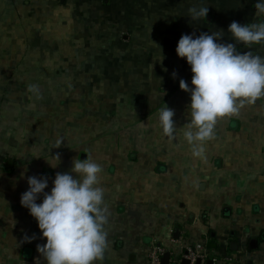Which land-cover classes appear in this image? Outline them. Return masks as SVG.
<instances>
[{"label": "crops", "instance_id": "crops-1", "mask_svg": "<svg viewBox=\"0 0 264 264\" xmlns=\"http://www.w3.org/2000/svg\"><path fill=\"white\" fill-rule=\"evenodd\" d=\"M255 3L0 0V264H36L46 238L20 204L26 177L45 176L48 191L75 158L103 169L107 248L95 264H147L153 244L171 260L200 245L205 264H264V96L218 118L196 156L179 88L192 73L175 52L181 34L222 31L221 42L264 57V43L227 31L264 20ZM202 6L207 16L192 20ZM163 105L171 136L157 124Z\"/></svg>", "mask_w": 264, "mask_h": 264}, {"label": "clouds", "instance_id": "clouds-1", "mask_svg": "<svg viewBox=\"0 0 264 264\" xmlns=\"http://www.w3.org/2000/svg\"><path fill=\"white\" fill-rule=\"evenodd\" d=\"M208 7H190L192 20L207 16ZM255 15L264 16V0H256ZM227 31L236 42L245 45L264 43V20L241 24L233 20ZM222 31L181 34L175 52L185 58L192 73L189 85L183 78L179 88L189 93L190 119L183 131L194 155L200 156V142L213 135L218 118L236 113L245 103L253 104L264 96V57L250 51L239 52L232 42H221ZM173 72V76H175ZM174 110L163 105L156 113L162 133L175 132ZM59 161V157L57 156ZM50 167L57 163L46 160ZM102 166L91 158H75L70 171L57 172L48 187L43 176L26 177L27 189L20 204L35 219L45 243L37 244L40 264H95L102 261L107 248V206L100 186ZM24 174L22 173V176ZM37 200L40 202L38 203ZM33 236L24 235L31 242Z\"/></svg>", "mask_w": 264, "mask_h": 264}, {"label": "built area", "instance_id": "built-area-1", "mask_svg": "<svg viewBox=\"0 0 264 264\" xmlns=\"http://www.w3.org/2000/svg\"><path fill=\"white\" fill-rule=\"evenodd\" d=\"M165 252L164 248L153 244L148 254V263L147 264H161V257ZM185 259L188 261V264H196V261H199V264H205V252L203 247L200 245H186L183 248L181 257L177 260L169 259L168 264H180L181 260Z\"/></svg>", "mask_w": 264, "mask_h": 264}, {"label": "water", "instance_id": "water-1", "mask_svg": "<svg viewBox=\"0 0 264 264\" xmlns=\"http://www.w3.org/2000/svg\"><path fill=\"white\" fill-rule=\"evenodd\" d=\"M249 246L251 248H254L256 246V240H252L250 242ZM169 257H170L169 252L168 251L167 252H164L163 255H162V257H161V264H168ZM180 264H188V261L185 260V259H182L181 262H180ZM196 264H199V261L198 260L196 261Z\"/></svg>", "mask_w": 264, "mask_h": 264}, {"label": "trees", "instance_id": "trees-1", "mask_svg": "<svg viewBox=\"0 0 264 264\" xmlns=\"http://www.w3.org/2000/svg\"><path fill=\"white\" fill-rule=\"evenodd\" d=\"M15 99V97L13 96V100ZM1 101H2V99H1ZM1 111H2V108H1ZM19 112V111H18ZM10 123H12V122H10ZM221 129L222 130H224V128H222L221 127ZM34 146V143L32 142V143H30L29 145H28V148H32ZM27 160V159H26ZM11 162H13V160H11ZM13 166V165H12ZM13 168V167H12ZM260 238V237H259Z\"/></svg>", "mask_w": 264, "mask_h": 264}, {"label": "rangeland", "instance_id": "rangeland-1", "mask_svg": "<svg viewBox=\"0 0 264 264\" xmlns=\"http://www.w3.org/2000/svg\"><path fill=\"white\" fill-rule=\"evenodd\" d=\"M255 151H258L259 155L264 158V153L260 154L259 149H256Z\"/></svg>", "mask_w": 264, "mask_h": 264}]
</instances>
